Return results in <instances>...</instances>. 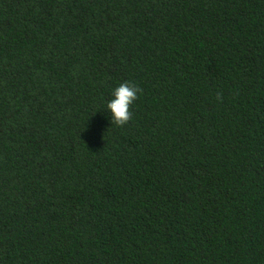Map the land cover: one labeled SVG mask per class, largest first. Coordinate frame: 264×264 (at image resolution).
<instances>
[{
  "label": "trees",
  "instance_id": "16d2710c",
  "mask_svg": "<svg viewBox=\"0 0 264 264\" xmlns=\"http://www.w3.org/2000/svg\"><path fill=\"white\" fill-rule=\"evenodd\" d=\"M0 264H264V0H0Z\"/></svg>",
  "mask_w": 264,
  "mask_h": 264
},
{
  "label": "clouds",
  "instance_id": "9594fccd",
  "mask_svg": "<svg viewBox=\"0 0 264 264\" xmlns=\"http://www.w3.org/2000/svg\"><path fill=\"white\" fill-rule=\"evenodd\" d=\"M139 89L128 83H121L112 90L105 108L110 115V119L118 126L124 125L129 121L131 113L129 106L136 99Z\"/></svg>",
  "mask_w": 264,
  "mask_h": 264
}]
</instances>
